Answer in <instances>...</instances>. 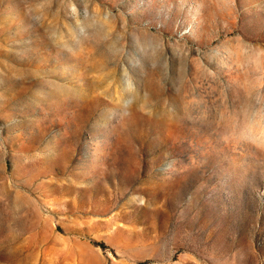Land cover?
<instances>
[{"label": "rangeland", "instance_id": "rangeland-1", "mask_svg": "<svg viewBox=\"0 0 264 264\" xmlns=\"http://www.w3.org/2000/svg\"><path fill=\"white\" fill-rule=\"evenodd\" d=\"M0 264H264V0H0Z\"/></svg>", "mask_w": 264, "mask_h": 264}]
</instances>
